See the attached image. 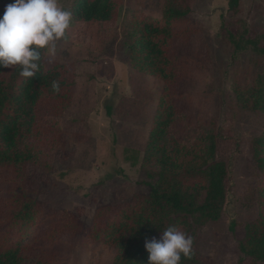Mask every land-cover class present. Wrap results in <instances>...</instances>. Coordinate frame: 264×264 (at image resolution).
I'll return each instance as SVG.
<instances>
[{"label":"rangeland","instance_id":"obj_1","mask_svg":"<svg viewBox=\"0 0 264 264\" xmlns=\"http://www.w3.org/2000/svg\"><path fill=\"white\" fill-rule=\"evenodd\" d=\"M118 19L110 24H72L47 57L72 63L76 87L69 110L57 121L65 148L50 172L29 167L25 181L32 198L55 209L83 208V228L98 206L125 204L149 194L142 166L162 84L132 71L127 38L132 20L160 19L164 0H115ZM13 0H0V16ZM72 12L76 0H57ZM189 22L199 30L182 47L190 70L183 85L184 140L217 135L216 158L228 168L226 201L218 222L198 230L199 253L213 264H260L239 250L245 227L258 216L251 142L264 132V116L242 108L247 91L264 72V0H193ZM200 61L205 68L199 69ZM153 182V181H151ZM114 252L82 236L67 264H112Z\"/></svg>","mask_w":264,"mask_h":264},{"label":"trees","instance_id":"obj_2","mask_svg":"<svg viewBox=\"0 0 264 264\" xmlns=\"http://www.w3.org/2000/svg\"><path fill=\"white\" fill-rule=\"evenodd\" d=\"M192 1L164 0L160 19L141 15L130 23V69L162 84L142 159L150 180L142 185L150 191L129 203L98 206L86 229L83 208L48 207L31 197L25 181L29 167L50 172L54 155L65 148L57 121L73 102L74 64L52 61L42 53L32 78L20 77L18 67L0 68V264H67L79 236L110 248L112 264H148L145 243L159 240L169 227L193 240L191 257H182L180 264H213L199 253L198 230L221 218L228 168L216 158L215 133L191 140L176 135L184 131L182 93L190 71L187 59L181 58L182 47L199 30L187 19ZM239 1L229 0V8L235 11ZM118 16L115 0H76L72 9L76 23L110 24ZM197 64L205 68L202 61ZM53 81L60 84L58 93L51 89ZM241 106L264 116V72ZM251 150L253 166L261 174L258 216L246 225L239 250L264 264V132L252 140Z\"/></svg>","mask_w":264,"mask_h":264},{"label":"clouds","instance_id":"obj_3","mask_svg":"<svg viewBox=\"0 0 264 264\" xmlns=\"http://www.w3.org/2000/svg\"><path fill=\"white\" fill-rule=\"evenodd\" d=\"M72 24V12L57 0H13L0 16V68L20 69L22 78H32L40 68L42 53L52 56ZM60 91L58 81L51 84ZM193 240L177 227L162 232L159 240L145 243L148 264H180L192 255Z\"/></svg>","mask_w":264,"mask_h":264}]
</instances>
